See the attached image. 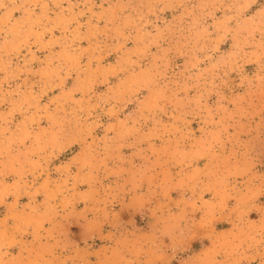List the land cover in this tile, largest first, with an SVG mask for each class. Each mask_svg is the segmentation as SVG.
I'll return each mask as SVG.
<instances>
[{
    "label": "rangeland",
    "instance_id": "obj_1",
    "mask_svg": "<svg viewBox=\"0 0 264 264\" xmlns=\"http://www.w3.org/2000/svg\"><path fill=\"white\" fill-rule=\"evenodd\" d=\"M0 264H264V0H0Z\"/></svg>",
    "mask_w": 264,
    "mask_h": 264
}]
</instances>
